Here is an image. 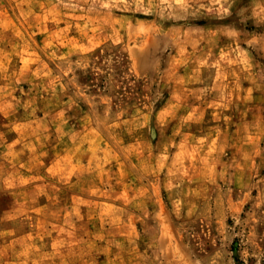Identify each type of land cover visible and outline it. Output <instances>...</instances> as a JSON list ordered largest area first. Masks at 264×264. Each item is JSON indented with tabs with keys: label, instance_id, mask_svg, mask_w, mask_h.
Returning <instances> with one entry per match:
<instances>
[{
	"label": "rangeland",
	"instance_id": "374dc122",
	"mask_svg": "<svg viewBox=\"0 0 264 264\" xmlns=\"http://www.w3.org/2000/svg\"><path fill=\"white\" fill-rule=\"evenodd\" d=\"M0 264H264V0H0Z\"/></svg>",
	"mask_w": 264,
	"mask_h": 264
},
{
	"label": "crops",
	"instance_id": "0c3cea01",
	"mask_svg": "<svg viewBox=\"0 0 264 264\" xmlns=\"http://www.w3.org/2000/svg\"><path fill=\"white\" fill-rule=\"evenodd\" d=\"M208 109H209V108H208ZM197 110H200V107H197ZM205 110H207V109H205ZM221 142H222V143H221ZM224 142H227V141H226L225 138L223 137V138H221V140H220V146H219V148H220V149H219V152L222 153L223 155L227 153V149H228L227 146H225V143H224ZM231 151H232V150H231ZM221 163H222V162H221ZM221 163L219 164V166H220L221 169L223 170V169H224V168H223V164H224V163H222V164H221ZM245 170H246V169H244V171H245ZM129 226H130V225H129ZM95 240L97 241V239H95V238H91V239H90L91 242H94ZM100 240H101V239H99V241H100ZM97 243H99V242H97ZM100 246H101V244H100ZM100 256H101V255H100Z\"/></svg>",
	"mask_w": 264,
	"mask_h": 264
}]
</instances>
